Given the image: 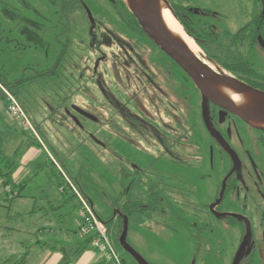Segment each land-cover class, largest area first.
<instances>
[{
  "label": "flooded vegetation",
  "instance_id": "flooded-vegetation-1",
  "mask_svg": "<svg viewBox=\"0 0 264 264\" xmlns=\"http://www.w3.org/2000/svg\"><path fill=\"white\" fill-rule=\"evenodd\" d=\"M106 1L120 23L116 14L118 1ZM167 1L182 27L193 39L191 41L199 48V57L208 61L215 73L228 75L264 92V0ZM43 2L47 4L46 1ZM56 5L58 9L55 10ZM48 7L49 13L58 15L61 20L68 17L70 19L74 9L80 8L90 24L87 38L82 40V43H87L79 51H87L89 59L101 51L94 31L97 20L86 3L82 0H53ZM87 9L90 10L94 23L91 22ZM47 27L51 29L48 24ZM122 29L124 30V26ZM34 39V42H44L41 34ZM130 39H112L111 42H118L120 52L129 53L131 64L127 70L133 67L132 72L139 78V82L147 86V92L144 91L150 102L144 109L147 114L137 107L135 99H131L132 95L126 96V91H130L129 80L118 82L115 79L113 82L123 84L126 90L123 98L113 95L110 88V93L104 92L103 80H91L90 74L97 73V65L93 71L90 70L87 66L89 59L83 58L76 50L69 61L80 62V84L83 87L79 91L70 88V99L65 105L68 110L67 118L79 125H82L81 119H84L105 126L103 119L82 109L74 101L70 102L80 93L88 95L85 86L90 83L101 85V100L98 99L96 109L104 110L106 100L108 104L111 102L110 96L116 97L117 101L129 108L123 109L125 113L117 114L122 117V124L119 123L121 121H114L115 116L108 123L114 127V131L123 132L129 127L132 135L140 132L147 137V156H152L154 160H151L145 172L147 205L144 206L147 214L149 212L153 215V220L161 214V227L178 239L184 254L188 252L185 256L181 254L187 261L186 264H264V131L250 127L212 103L208 104L205 111L202 97L190 80L199 96L198 113L202 133L197 140L187 141L184 147L183 100L179 92L182 84L179 88L175 87V94L170 92L173 87L169 85L164 90L157 82V73L152 74L148 59V63L143 61L149 42L143 37L137 43L134 38ZM119 42H129V48L125 49ZM39 45L38 43L37 46ZM151 45L153 44L150 42L148 48ZM62 47L65 53L69 49L68 44ZM164 59L166 64L175 65L184 79V71L165 54ZM114 73L111 71L112 76H115ZM148 90H152L153 96ZM160 101L166 103L164 109L170 119L169 123L158 112ZM131 109L132 114L127 112ZM109 111H115L116 115L115 109ZM196 123L192 124V131L194 127L197 128ZM34 127L40 136L39 130L35 125ZM98 144L108 147L101 141ZM47 153L51 155L49 151ZM125 162L134 172L140 171V167L134 166L130 161ZM156 164L163 166L155 167ZM78 189L94 208L92 201ZM119 213L124 218V214L118 211V215Z\"/></svg>",
  "mask_w": 264,
  "mask_h": 264
},
{
  "label": "rangeland",
  "instance_id": "rangeland-1",
  "mask_svg": "<svg viewBox=\"0 0 264 264\" xmlns=\"http://www.w3.org/2000/svg\"><path fill=\"white\" fill-rule=\"evenodd\" d=\"M44 1L47 4H44L43 0H0V54H3L4 58H11L13 60L14 70H18L19 68L23 70L26 66L37 70L48 69L52 60L61 53L64 44L69 45V49L66 50V59L69 60L74 57L75 52H77L76 50L79 51L87 43H82V40L87 38L90 23L80 8L74 9L70 19L68 17L61 20L58 15L53 16L48 11V4L53 0ZM82 1L86 3L95 20H97V27L94 31L96 38L99 39L98 42L101 51L90 59L87 56V51L82 50L79 52L83 58L86 57L89 59L87 66L90 70L93 71L94 66L97 65L98 71L96 70L97 73L90 74L91 80H103L105 88L102 89L99 88L101 85L90 83V85L85 86L89 96H83L81 93H77L79 96L74 99L72 98L70 102L74 101V104L80 106L82 109L103 119L105 126L84 119H81L82 125H79L70 121L68 118H65L62 124H56L47 119V112L41 115L37 114L38 123H40L43 134L42 136L40 135V139L41 141L43 140L42 142L45 146V148L43 147L44 152L49 151L52 154L50 158L54 157L59 167L56 168L48 158L43 159L39 166L35 165L32 176L28 180L30 189L28 191L26 190L24 194L25 196H33V198L38 200L44 195L53 194L62 185L66 189L67 206L61 213L56 215V217L62 216V218L57 219L54 225L49 224L45 220L50 215L48 208L42 206V203L38 201L36 203V210L38 211L39 217L36 220L41 226L47 223L45 227H47L46 233L49 235H52L51 231L58 233L62 227H69L72 231L75 230L77 227L76 221L79 222L81 219L79 212L81 206L77 198L73 196L72 191L68 189L63 174L65 173L71 179L72 183H75L77 186L74 185L77 188L79 187L93 202L94 210L105 223L109 238L114 243L116 251L124 261V264H137L122 248L119 241L124 219L121 218L120 213L118 215V211L120 209V212H123L122 209L125 205L136 210L131 216H128V243L139 255L151 264H186L187 261L181 256L184 252L178 239L174 238L172 236L173 234L167 233L164 227H161V214L155 216L154 219L156 218V220H153V215L149 212L147 214V208L143 211L138 209L139 207L147 205V178H145V172H147V166H149L151 160H154L152 156H147V137L140 133L139 130H136V132H139L138 135H132L129 127H124L125 131L123 132L118 129L115 132L114 127L108 124L113 120L114 116V121H121L119 123L122 124L123 119L120 115L117 116V114L118 112L120 114L125 113L123 109L127 108L125 105H122L123 103L121 101L115 99L116 97L123 98L125 96L126 90L123 84H118L120 80L121 82H128L127 80H129L130 91H126V96L129 97L132 95L133 97L131 99L133 101L135 99L137 107L147 114V110H144L149 102L147 101V94L145 95L144 93V91L147 92V86L139 82V78L133 73V67L129 71L127 69H121L117 62L120 60L118 42H111L112 39L131 40L130 38H134V42H136L140 38L122 29L121 24L113 16L115 12L110 7L108 1ZM56 9H58L57 5L55 6ZM39 13H42L43 16ZM14 14L19 16L15 17L13 16ZM27 21H36L38 28H44L41 33L44 42H34L35 32L32 37L33 40L29 43L32 45H38L39 43L38 49H29L24 53L20 51L18 53L15 50L16 44L27 42L28 35L23 34V31L25 29H34ZM47 24L51 29L47 27ZM91 29L93 30V27ZM8 37H11L12 40L8 41ZM147 42L150 43L149 40ZM119 43L125 49L129 48V42ZM149 43H147L148 52L144 53L143 61L147 63L149 61L152 74L157 73L158 80H156L157 82L159 81V85L164 90L166 89V85L173 87V91L167 89L172 94H175L176 88H179L180 84H182L179 92L183 100L182 122L184 127L182 136L184 139V147H186L187 141L197 140L200 133H202L200 132L202 125L198 113V93L191 84L190 78L183 72V79L181 71L173 64H166L163 52L157 50L154 44L151 45V48H148ZM127 54L129 53L127 52ZM111 71L115 72V76H112ZM122 71L124 72L122 73ZM32 73L33 71L30 70L26 72V75L31 76ZM115 79L118 82L115 81L113 83ZM38 87L34 86L30 89L28 96L31 101L36 96ZM79 87L81 88L83 85L80 84ZM125 87L128 88V86ZM109 88L111 89V93L116 97L112 98L110 96V106L106 100L104 110L96 109V103L101 100L99 96L100 89L106 93H110ZM148 91L153 96L152 90ZM152 99L155 100L153 97ZM165 100L167 101V99ZM159 103L158 112L161 114V118H164V121L169 123L170 119H168L164 109L166 103L162 101ZM109 109H115L116 115L115 111L111 112ZM1 110H3L2 113L5 112L2 103H0ZM127 112L132 114L133 109ZM25 113L28 115L26 111ZM29 113L33 116V113L30 111ZM13 121L12 125L11 123L5 124L10 128L14 124L18 125L15 120ZM194 122H197V128L194 127L192 131V124ZM8 126L3 128L9 129ZM99 129L102 131H99ZM157 129L159 130V127ZM3 132L7 137L6 153L10 154L14 146L9 147L11 145L9 144L11 135L7 130ZM23 132L28 137L31 136L29 132L25 130ZM16 136L18 137V135ZM36 140L39 141L37 138ZM99 141L107 144L108 147H101L98 144ZM125 161H130L134 166L140 167V171L135 170L134 172V170L126 165ZM156 166L161 168L163 165L156 164ZM43 186L47 188L45 190L46 192H42ZM2 193L3 190L0 186V205L2 204L1 201L5 198L2 196ZM30 199L32 200V198ZM32 205L33 203L31 201H25L23 203L24 210H30ZM58 221H62L61 224ZM4 226L0 221V227ZM19 238L21 239V237ZM28 246L29 242L27 241L25 247ZM2 248H7V246L3 245L0 247V257L2 256ZM187 254L188 252L186 251L183 256Z\"/></svg>",
  "mask_w": 264,
  "mask_h": 264
},
{
  "label": "trees",
  "instance_id": "trees-1",
  "mask_svg": "<svg viewBox=\"0 0 264 264\" xmlns=\"http://www.w3.org/2000/svg\"><path fill=\"white\" fill-rule=\"evenodd\" d=\"M118 1V10L116 11L117 17L120 20L121 26H124V31L137 35L139 38L143 37L146 40H149L145 33L139 27L134 16L129 12L127 7L120 1ZM13 16L18 17L19 15L14 14ZM29 24L34 27L33 30L25 29L23 34H27L28 37L26 39L27 42L18 43L15 46V50L19 53L26 52L27 50H36L38 49L37 45H32L29 42L33 40V35L36 32V36L40 35L43 32L44 28H38V24L36 21H27ZM131 37V36H130ZM12 38L8 37V41H11ZM150 41V40H149ZM151 42V41H150ZM11 43V42H10ZM152 43V42H151ZM153 44V43H152ZM129 54L124 51L120 52L119 66L121 69H128L130 63ZM48 57V56H47ZM66 53L64 50L61 51L60 54L57 55L56 58L52 60V63L48 69L37 70L31 69L26 66L23 70L20 68L18 70H14L13 60L10 58H4L3 54H0V86L3 87L6 91L11 93L18 100L23 109L28 113L34 125L39 130V134L42 136L41 126L38 123L37 114L41 115L44 112H47V119L53 121L54 123L62 124L64 119L67 118L68 110L65 109V105L67 101L70 99V88L73 87L78 91L81 88L80 79L81 76L79 72L81 71V65L78 60L69 61L66 58ZM33 71L31 76H27V71ZM39 86L37 88V94L31 101L28 94L32 87ZM0 87V103L3 104V110L0 111V186L3 190V200H15L23 198L22 193L28 186V180L25 183L16 186L13 182V175L17 171L22 161L24 155L32 148H43L39 141L36 140L35 137H28L23 130L15 125L10 128L5 123H11L13 119L10 116L8 111L9 104L6 99V95L3 92V89ZM39 89V91H38ZM33 113V116L29 113ZM14 122V121H13ZM8 126L9 129L3 128ZM11 135L9 147H12V152L10 154L6 153V142L7 137L5 136L3 131H6ZM18 135V137L16 136ZM42 138V137H41ZM43 141V140H42ZM20 142V143H19ZM19 145L17 146V144ZM17 146V147H16ZM44 150V148H43ZM47 153V152H46ZM48 154V153H47ZM51 154V153H50ZM52 155V154H51ZM50 157V156H49ZM52 157L51 162L53 165L58 168L59 164ZM54 161V162H53ZM77 186V185H76ZM79 188V187H78ZM60 189L62 190V194H66V189L61 185ZM71 190V189H69ZM72 191V190H71ZM83 192V191H82ZM73 196L76 198L74 192L72 191ZM84 193V192H83ZM1 207V205H0ZM146 207L142 206L138 209L143 211ZM123 214L126 216H131L136 210H133L130 206L123 207ZM119 211H121L119 209ZM0 227V231H1ZM4 230V227L2 228ZM85 246L81 247L80 254L84 253L91 247V238H86ZM124 262V261H123ZM22 263V262H21ZM63 264H69L68 262H63Z\"/></svg>",
  "mask_w": 264,
  "mask_h": 264
},
{
  "label": "crops",
  "instance_id": "crops-1",
  "mask_svg": "<svg viewBox=\"0 0 264 264\" xmlns=\"http://www.w3.org/2000/svg\"><path fill=\"white\" fill-rule=\"evenodd\" d=\"M45 158L50 160L49 155L42 148L30 149L22 158L19 168L13 175L14 184L18 186L25 183L32 176L34 166H39ZM29 189L28 185L25 191ZM45 190L47 188L43 186L42 192H46ZM25 191L22 193L23 198L21 199L1 201L0 221L5 226L4 230L2 227L0 231V247L6 245L7 248L1 249L0 264H63V262L69 264H104V259L92 246L78 255L87 240L78 236L81 219L79 222L76 221L75 230L62 227L58 233L51 231L52 235L46 233L47 227L45 226L47 223L44 226L37 223L36 219L39 216L36 203L38 201L42 203V206L48 208L50 215L45 220L49 224L54 225L57 219L62 218V216L56 217V215L66 208L67 197L62 194L60 187L53 194L44 195L38 200L33 196H25ZM25 201L33 203L30 210H24L23 203ZM61 222L59 223L61 224ZM27 241L29 246L25 247Z\"/></svg>",
  "mask_w": 264,
  "mask_h": 264
},
{
  "label": "water",
  "instance_id": "water-1",
  "mask_svg": "<svg viewBox=\"0 0 264 264\" xmlns=\"http://www.w3.org/2000/svg\"><path fill=\"white\" fill-rule=\"evenodd\" d=\"M136 19L147 38L168 58L177 64L190 78L199 91L204 110L212 103L230 112L250 127L264 131V92L253 89L228 75H219L209 66V62L199 57V50L194 53L187 43L174 35L163 20V10L181 26L183 33L193 40L180 24L175 12L167 0H120ZM92 23L93 17L88 10ZM241 97L236 102L231 95ZM83 115L91 116L82 112ZM123 229L120 236L122 248L137 264H149L128 243L129 218L124 216Z\"/></svg>",
  "mask_w": 264,
  "mask_h": 264
},
{
  "label": "built area",
  "instance_id": "built-area-1",
  "mask_svg": "<svg viewBox=\"0 0 264 264\" xmlns=\"http://www.w3.org/2000/svg\"><path fill=\"white\" fill-rule=\"evenodd\" d=\"M1 88L3 89V87ZM3 92L6 95V99L9 104L8 111L11 118L16 121L21 129L29 132L31 136L37 138L45 148L31 119L25 113V110L22 108L18 100L5 89H3ZM63 174L66 179L68 189H71L74 192L81 206V224L78 228V236L80 238H91V246L102 256L104 264H124L123 260L116 251L114 243L109 238L108 230L104 222L98 217L93 206L83 196L81 191L72 183L71 179H69L65 173Z\"/></svg>",
  "mask_w": 264,
  "mask_h": 264
},
{
  "label": "bare ground",
  "instance_id": "bare-ground-1",
  "mask_svg": "<svg viewBox=\"0 0 264 264\" xmlns=\"http://www.w3.org/2000/svg\"><path fill=\"white\" fill-rule=\"evenodd\" d=\"M163 20H164L165 24L167 25V27L170 29V31H171L174 35H176V36L182 38V39L187 43V45L189 46V48H190L194 53L197 52V50H198L199 48H197V46L195 45V43L192 42L193 40L191 41V39H190L189 37H187V36L183 33L181 26H180V25H179V24H178V23H177V22L171 17V15L169 14V12L166 11V10H163ZM210 65H211V64H210ZM229 94L231 95V97L233 98L234 101H236V102L241 101V97H239V96H237V95H232L231 93H229Z\"/></svg>",
  "mask_w": 264,
  "mask_h": 264
}]
</instances>
